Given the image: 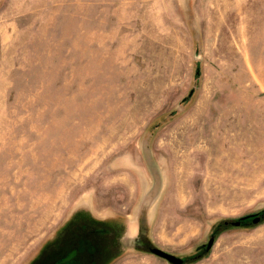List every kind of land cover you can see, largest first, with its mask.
<instances>
[{"label":"rangeland","instance_id":"1","mask_svg":"<svg viewBox=\"0 0 264 264\" xmlns=\"http://www.w3.org/2000/svg\"><path fill=\"white\" fill-rule=\"evenodd\" d=\"M151 248L264 264V0H0V264Z\"/></svg>","mask_w":264,"mask_h":264},{"label":"water","instance_id":"2","mask_svg":"<svg viewBox=\"0 0 264 264\" xmlns=\"http://www.w3.org/2000/svg\"><path fill=\"white\" fill-rule=\"evenodd\" d=\"M249 219L252 220L253 224H259L261 222V217L260 216H258V215H249V216H246V217L242 218L239 221H234L231 224L233 226H235V227H239L242 224V222H244L246 220H249ZM226 224L228 225L229 222H227ZM214 244H215V238L212 237L209 240L207 245L200 246L198 248V250L206 249V251H210L213 248ZM150 251H151L152 254H154V255H156V256L168 261L171 264H184V262H185L184 259L179 258L176 255L170 254V253H168V252H166L164 250H161L159 248H151ZM66 263H67V261H64L62 264H66Z\"/></svg>","mask_w":264,"mask_h":264},{"label":"bare ground","instance_id":"3","mask_svg":"<svg viewBox=\"0 0 264 264\" xmlns=\"http://www.w3.org/2000/svg\"><path fill=\"white\" fill-rule=\"evenodd\" d=\"M236 116V115H235ZM225 136V135H224ZM223 138V137H222ZM233 138V137H232ZM226 141L224 140V143L223 144H226L225 143ZM239 146V145H238ZM218 148V147H217ZM215 149V148H214ZM220 150V154H219V157L218 158H216L217 160L215 161V165H217L218 163H220L221 164V162L225 159V158H227V159H229L230 157H232L233 155H232V152L233 151H228V149H226V146H224V145H221V147L218 149V151ZM209 151V150H208ZM229 152V154L228 153H226V152ZM212 154V153H211ZM235 154V153H234ZM215 155V154H214ZM231 155V156H230ZM238 156V155H237ZM236 157V156H235ZM202 158V157H201ZM237 158V157H236ZM212 160V159H211ZM215 160V159H214ZM233 160V159H232ZM237 160V159H236ZM240 160H238V164H240V162H239ZM228 162H230V161H228ZM234 162V161H233ZM232 162V163H233ZM235 163V162H234ZM234 163H233V165H234ZM237 163H236V165H237ZM213 164V163H212ZM232 165V164H231ZM226 166V165H225ZM235 166V165H234ZM217 166H215V168H216ZM217 169V168H216ZM219 169H220V167H219ZM228 169V168H227ZM226 169V170H227ZM234 169V168H233ZM227 172V171H226Z\"/></svg>","mask_w":264,"mask_h":264},{"label":"flooded vegetation","instance_id":"4","mask_svg":"<svg viewBox=\"0 0 264 264\" xmlns=\"http://www.w3.org/2000/svg\"><path fill=\"white\" fill-rule=\"evenodd\" d=\"M77 252H78V251H77ZM76 257H77V256H76ZM74 260H75V259H74ZM74 260H73V261H74ZM73 261H72V262H73Z\"/></svg>","mask_w":264,"mask_h":264}]
</instances>
